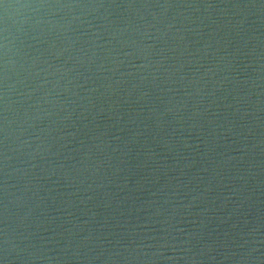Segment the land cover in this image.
<instances>
[{
    "label": "water",
    "instance_id": "95a60500",
    "mask_svg": "<svg viewBox=\"0 0 264 264\" xmlns=\"http://www.w3.org/2000/svg\"><path fill=\"white\" fill-rule=\"evenodd\" d=\"M6 200L9 264H264V0H0Z\"/></svg>",
    "mask_w": 264,
    "mask_h": 264
},
{
    "label": "clouds",
    "instance_id": "9594fccd",
    "mask_svg": "<svg viewBox=\"0 0 264 264\" xmlns=\"http://www.w3.org/2000/svg\"><path fill=\"white\" fill-rule=\"evenodd\" d=\"M167 7V5H165ZM5 124L7 125V116H5ZM4 161H5V192L7 193V179H8V172H7V162H8V155L7 151H5L4 154ZM195 199V197H193ZM5 227L3 229V256L0 258V264H9V253L12 250V247L14 245L11 244V238H10V230L7 223V212H8V201L6 200L5 205ZM84 239H88V237H84ZM161 254L162 253H158ZM166 259H172V257H167Z\"/></svg>",
    "mask_w": 264,
    "mask_h": 264
}]
</instances>
